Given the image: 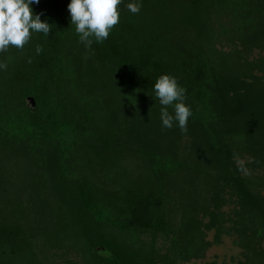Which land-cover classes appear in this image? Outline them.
<instances>
[{"label": "trees", "instance_id": "1", "mask_svg": "<svg viewBox=\"0 0 264 264\" xmlns=\"http://www.w3.org/2000/svg\"><path fill=\"white\" fill-rule=\"evenodd\" d=\"M70 2L33 3L51 32L0 53V264H174L199 254L201 221L183 212L178 224L182 193L170 188L193 192L200 173L207 185L211 165L196 152L178 156V122L163 126L154 97L163 74L186 89L191 149L204 145L218 180L238 190L247 263L264 264V177H241L233 159L245 152L253 168L264 162V75L246 58L264 49V0H122L119 24L90 49L71 25ZM232 32L243 50L228 65L215 42ZM10 169L23 178L10 179ZM20 180L41 195L34 215L23 212ZM158 235H171L168 252L143 239Z\"/></svg>", "mask_w": 264, "mask_h": 264}, {"label": "rangeland", "instance_id": "2", "mask_svg": "<svg viewBox=\"0 0 264 264\" xmlns=\"http://www.w3.org/2000/svg\"><path fill=\"white\" fill-rule=\"evenodd\" d=\"M225 35H228L229 38L224 36L223 34L222 39L218 42H215V47H217V49L219 51H222V53L225 55L224 61L227 62L228 65H234V62L237 61L235 60L238 57L237 53L240 52V50H243L241 37L240 35H237V32H232L229 34L227 33ZM246 58L248 61L247 63L251 65L253 64L254 66L252 69L253 74L256 76H263V66L259 65L262 64V58H264V49L254 47L251 52L247 54ZM257 64L258 66H256ZM246 79L247 81L251 80V78L249 77ZM235 88L240 89L241 86L236 84ZM171 114L174 115L173 112ZM190 132L191 131H189L188 133L187 131L185 133L181 132V130L178 129V132L174 133L177 137V144L179 145L180 143L181 145V147L179 146L178 148V156L185 153L187 157L194 158V156H192L190 153L196 152L195 154L200 158L201 162H203L205 165H208L207 167L211 165V167H209L207 171H210L209 173L211 174L212 178L211 182L213 184L215 183V189L213 191L212 183L210 181L207 185H205L204 178L202 179L203 175L201 173L196 178L197 181L195 184L197 186L194 184L195 187L193 192H190L189 188H187L186 185L185 188L180 186L176 187V182L173 185L174 187L172 186L170 188L171 193L175 191L178 193V195L182 193L180 203L183 206L179 207L176 213L178 224L180 223V221H182L183 223L187 219V217H184L181 220L184 214H187L188 217H197V219H200L199 221H201V235L199 239V243L202 248L201 251L199 250V254L189 255V257L185 260L178 258V260L174 264H240V262L248 264L247 257L244 253L246 252L244 247L237 243L240 236L235 228V223L240 219L238 212L241 210V205L239 202L240 199L237 193L238 190L231 182L227 183L226 180L222 179L221 177L218 180V177L221 175V169H218L216 165L214 167L213 159H210L209 157L211 156L210 152L206 148H204V145L200 146L201 148H199V150L201 151L199 153L197 149V151L191 149V143H193L194 137ZM131 144L133 145L135 143H132L131 141ZM15 154L19 156V152ZM233 159L236 165L239 167V175L241 177H247L250 179H254L257 176L264 177V162L259 165L257 169L253 168V166L250 164L252 158L245 152H243L242 154L236 153ZM8 165L10 164L8 163ZM130 165L133 166L132 162ZM9 172L11 173L10 179H13V181H18L16 180V174H18L20 178H23L24 176V171L19 172V169H16V171L10 169ZM0 180H2V173L0 174ZM24 184L29 185L30 181L20 180L19 183L16 182V184L14 185H18L24 189V191L22 190L24 194L22 195L21 202L23 212L26 211L27 213L34 215L42 207L39 206L42 198L35 188L32 189L31 186L26 187ZM18 186L17 188H19ZM13 189L15 190V188ZM260 190V193L264 195V189ZM13 196L16 195L13 194ZM46 196L47 194L44 193L43 197ZM213 197H215V200H211ZM194 206L199 207H196L194 209ZM175 227L179 226L176 225ZM185 231L187 233L190 232V230L187 231L186 229ZM191 234L192 232L190 233V235ZM195 235L196 233L194 234V236ZM170 238L171 235H158L155 239L150 236H143V239L151 241L150 243H152V245L157 250H159L160 253L168 252V246L171 242ZM97 252L105 256L111 255L110 251H108L104 245L99 246ZM157 264L165 263L157 262Z\"/></svg>", "mask_w": 264, "mask_h": 264}, {"label": "clouds", "instance_id": "3", "mask_svg": "<svg viewBox=\"0 0 264 264\" xmlns=\"http://www.w3.org/2000/svg\"><path fill=\"white\" fill-rule=\"evenodd\" d=\"M39 4L40 0H0V53L7 52L10 47L22 50L31 40L32 34L51 32V25L41 20V15L34 13L32 4ZM122 0H71L68 4L71 25L85 47L90 49L93 39L102 43L106 40L115 26L119 24L120 12L118 5ZM142 5L131 2L128 10L139 13ZM40 45L36 52L42 51ZM31 60H29V63ZM0 68L7 69L6 63H0ZM186 89L181 87L174 76L163 74L154 84V97L162 106L160 118L165 128L171 129L173 123L178 122L181 132H187V124L192 116V110L185 103ZM174 108V115L168 111Z\"/></svg>", "mask_w": 264, "mask_h": 264}]
</instances>
